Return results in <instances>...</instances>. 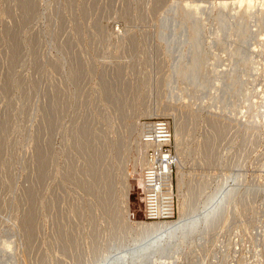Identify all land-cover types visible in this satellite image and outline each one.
<instances>
[{
    "label": "rangeland",
    "instance_id": "374dc122",
    "mask_svg": "<svg viewBox=\"0 0 264 264\" xmlns=\"http://www.w3.org/2000/svg\"><path fill=\"white\" fill-rule=\"evenodd\" d=\"M258 1L0 0V264H264ZM151 117L176 134L175 217L179 171L197 223L162 259L129 167Z\"/></svg>",
    "mask_w": 264,
    "mask_h": 264
},
{
    "label": "bare ground",
    "instance_id": "6f19581e",
    "mask_svg": "<svg viewBox=\"0 0 264 264\" xmlns=\"http://www.w3.org/2000/svg\"><path fill=\"white\" fill-rule=\"evenodd\" d=\"M255 1H258V0H252V1H250V0H240V4H242L243 3V5L245 6V8H244V10H242L244 13H246V16L249 14V17H251L250 15H252L251 14V11L250 10H248L249 12H245V10H247V4H249V5H253L254 6V3H255ZM238 2V1H237ZM248 2V3H247ZM258 3H263V4H261L260 5V10H259V13H257V11L256 12H254L255 14H257V15H255V16H257V18L260 16V20H256L257 22H258V25L256 26V27H253L254 25H250V28H254L255 29V31L253 30V32H249V31H247V33L246 34H244L243 36L244 37H249L250 38V33L253 35V36H251V37H254V39L256 38V41H258V42H256L257 43V45H251L252 46V54L253 55H257L258 54V52H261L262 54H261V56H260V59H258V60H256V61H253L252 63H253V66H252V69L255 71V73H256V75H257V72L259 73V72H262L263 70H262V68H264V27H262V25H261V22L263 21V17H264V0H260V2L258 1ZM200 4V3H199ZM236 5V4H235ZM234 5V6H235ZM243 6V7H244ZM202 7V6H201ZM200 7V8H201ZM199 8V9H200ZM199 9H194L193 11H191L190 12V14L189 15H191V16H193V18H191V19H198V17L197 18H195L197 15H199ZM234 9V8H233ZM241 9H242V7H241ZM240 9V10H241ZM225 10V9H224ZM230 10V9H229ZM234 10H236V9H234ZM234 10H233V12H234ZM254 10V9H253ZM242 11H237V12H235L234 13V15L233 16H235V15H240V14H242ZM252 13H253V11H252ZM236 16V17H237ZM253 16V15H252ZM200 18V17H199ZM241 18V17H240ZM243 18V17H242ZM247 18V17H246ZM254 18H256V17H253V18H251L252 20L254 19ZM256 18V19H257ZM234 20V19H233ZM248 20V19H247ZM251 20V21H252ZM222 21H224V20H222ZM244 21H245V19H244ZM244 21H242L243 23H244ZM226 22V21H225ZM225 22H224V26H225ZM228 22V21H227ZM234 22V21H233ZM249 23H251V22H249ZM253 23V22H252ZM229 24H230V21H229ZM232 24V23H231ZM233 25V24H232ZM247 25H248V23H247ZM195 26H196V24H195ZM252 26V27H251ZM231 27V26H230ZM234 27V26H233ZM228 28H229V25H228ZM227 28V29H228ZM236 28V27H235ZM243 28V27H242ZM249 29V28H248ZM233 30V29H232ZM252 30V29H251ZM243 31V30H242ZM228 32H229V29H228ZM229 34V33H228ZM227 34V35H228ZM228 38H229V36H227ZM231 37V36H230ZM254 39H253V41H254ZM237 41V40H236ZM235 42V41H234ZM249 42H250V40H249ZM231 43V42H230ZM250 46V47H251ZM231 47V46H230ZM262 47V48H261ZM259 48L261 49L260 51H259ZM251 50V49H250ZM241 57H247V55H245V56H243V55H241ZM254 59H255V57H254ZM257 59V58H256ZM249 66V65H248ZM184 67H186V66H184ZM228 67V66H227ZM249 68V67H248ZM182 69H183V67H182ZM235 69V68H234ZM225 70V69H224ZM247 70V69H246ZM237 71V70H236ZM236 71H234L235 72V74H236ZM244 72H245V70H243ZM238 72V71H237ZM241 72V71H240ZM247 72V71H246ZM239 73V72H238ZM228 75H229V73H228ZM227 75V76H228ZM236 78H238V75H236L235 76ZM262 77V76H261ZM264 77V76H263ZM257 78V77H256ZM240 79V78H239ZM236 80V79H235ZM258 80V79H257ZM197 83V82H196ZM200 83H201V81H200ZM261 83V82H260ZM236 84V83H235ZM263 84V83H262ZM197 85V84H196ZM230 85H232L231 83H230ZM199 86V85H198ZM261 86H264V85H261ZM234 87V86H233ZM245 88V87H244ZM233 91H235V90H233ZM250 91H251V89H248L247 91H245V93H247L246 95H247V97L250 95ZM259 91V90H258ZM263 91V90H262ZM255 92V91H254ZM241 93V92H240ZM231 94V93H230ZM253 94V93H252ZM243 99H245V94H243ZM182 97V96H181ZM262 97H263V95H262ZM261 97V98H262ZM249 98H250V96H249ZM252 98V97H251ZM246 100V99H245ZM264 100V99H263ZM251 101V100H250ZM245 103V102H244ZM254 106H258V104H257V102H255V101H252L251 102ZM240 104V103H239ZM250 104V103H249ZM238 106V105H237ZM262 105L260 104V108H262L261 107ZM250 107V106H249ZM259 107V106H258ZM264 107V106H263ZM235 109V108H234ZM239 109V108H238ZM259 109V108H258ZM236 110V109H235ZM234 110V111H235ZM263 110H264V108H263ZM241 111H243L242 109L240 110H238V115H241ZM250 111V110H249ZM253 111V110H252ZM255 111V110H254ZM231 112V111H230ZM246 113V112H245ZM245 113L243 114V115H245ZM254 113V112H253ZM261 113V112H260ZM259 113V114H260ZM258 114V112L256 111V113L253 115V116H251L250 115V118H245L244 117V119H242V121L243 122H245V123H251V124H256V123H260V122H258L257 120L259 119V118H261L260 116L261 115H259ZM149 115V114H148ZM235 115V114H234ZM238 115H236V116H238ZM246 119V120H245ZM247 119H249V120H247ZM241 120V119H240ZM251 120V121H250ZM264 122V121H263ZM262 122V123H263ZM261 123V124H262ZM264 124V123H263ZM262 124V125H263ZM144 125H145V123H143V125H141L140 126V134H141V131H142V128L144 127ZM176 125V124H175ZM135 127L136 126H134V129H135ZM140 134H139V139H140ZM175 136H176V134H175ZM175 136H174V141H175ZM141 142H140V140H137V145H138V149H137V153H138V156H137V158H135L134 159V161H131L130 163H129V167L131 168V172L132 173H135V172H137V170L135 169V166H136V164H138L139 166H140V171L138 172V175H139V177L141 178V180H142V191H143V193H145V189H144V180H143V176H142V172H143V168H144V154L142 153V148H144L143 147V145L141 144ZM140 146H142L141 148H140ZM136 153V154H137ZM178 161H177V159L175 158V165H177L178 166ZM174 175H175V173H174ZM174 175L172 176L173 177V182L171 183L172 185H173V187H174ZM183 175L178 171V174H177V178H178V180H177V185H178V194H180V196H181V201L180 200H178V218L176 219V217H174V218H172V219H160V220H147L146 218V222L148 221L149 223H138L137 225L138 226H141V227H143L141 230H143V232H144V236H143V243H142V241H141V245H143V244H145V248H144V251H147V252H151L152 254H150V256L152 255L153 256V259H162L159 255L160 254H168V253H170L172 250L174 251V249H173V247L175 248V240L176 239H179V238H183L182 236H189L191 233H194L195 231H196V229H197V223L196 222H193V223H191V224H188L187 223V221H188V218H189V215H188V213H187V211H188V208H187V210H186V202H185V199H184V195L181 193V189H182V187H183V185H184V180H183V177H182ZM125 177V176H124ZM126 179V178H125ZM127 180V179H126ZM125 181V180H124ZM169 186H170V182H169V184H168ZM90 186V185H89ZM123 197H127L128 196V192H129V187L128 186H126V183L125 182H123ZM142 193V194H143ZM173 194L175 195V188H174V190H173ZM176 196H177V194H176ZM178 197V196H177ZM178 199V198H177ZM143 208H144V212H145V209H146V206H145V196L143 195ZM176 208H177V206H176ZM145 214V213H144ZM205 215V214H204ZM192 218V217H191ZM190 218V219H191ZM174 219H176V220H174ZM197 221V220H196ZM183 240V239H182ZM178 242V241H177ZM4 246V251H7V250H10L11 248H12V246H11V244L9 243V244H3ZM178 247V246H177ZM178 249V248H177ZM141 250V249H140ZM176 250V249H175ZM143 251V250H142ZM175 252V251H174ZM173 252V253H174ZM126 252H123V251H119V252H117L115 255L116 256H118V257H120L122 254H125ZM148 254V255H149ZM176 254V253H175ZM120 255V256H119ZM128 255V254H127ZM124 256V255H123ZM125 257H127L126 255H125ZM129 258V257H128ZM112 259V258H111ZM114 259H115V257H114ZM127 259V258H126ZM165 259V258H164ZM168 259V258H167ZM171 259V258H170ZM173 259V258H172ZM106 262V261H105ZM107 263V262H106ZM103 264V263H102Z\"/></svg>",
    "mask_w": 264,
    "mask_h": 264
},
{
    "label": "built area",
    "instance_id": "2783aa9c",
    "mask_svg": "<svg viewBox=\"0 0 264 264\" xmlns=\"http://www.w3.org/2000/svg\"><path fill=\"white\" fill-rule=\"evenodd\" d=\"M264 19V17H263ZM264 25V22H261ZM140 134L144 147L142 172L145 193V218L147 220L172 219L176 216L173 194L176 146L170 121L165 117L143 119ZM170 182V186L168 185Z\"/></svg>",
    "mask_w": 264,
    "mask_h": 264
}]
</instances>
